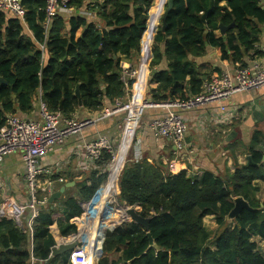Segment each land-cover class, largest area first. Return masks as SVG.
I'll list each match as a JSON object with an SVG mask.
<instances>
[{"label": "trees", "instance_id": "1", "mask_svg": "<svg viewBox=\"0 0 264 264\" xmlns=\"http://www.w3.org/2000/svg\"><path fill=\"white\" fill-rule=\"evenodd\" d=\"M153 2L69 0V9H85L100 23L80 15L66 22L57 15L46 31L45 0H23L26 26L34 38L24 33L20 19L0 12V77L7 82L0 84V129L8 115L30 118L38 97L52 113L60 112L65 118L80 109L100 112L117 101L126 102L121 56L138 58ZM211 7L212 0H174L166 31L155 37L151 67L155 71L163 64L165 69L150 77V82L157 84L149 90L151 101L161 104L202 94L203 77H211L197 70L189 56H203L208 46L218 49L222 61L243 67L251 53L255 58L263 55L255 43L264 24V0H215ZM220 24H235L227 31L226 40L216 34ZM38 43L45 45V52ZM78 86L82 106L76 96ZM248 152L257 165L238 167L225 177L211 171L201 177L188 176L186 171L173 174L160 160L129 158L119 177L117 201L120 206L139 208L143 218L151 219L149 232L159 249H149L147 231L133 221L106 235L96 229L112 227L124 218L110 203L102 206L117 194L120 174L112 165L107 180L113 156L103 151L96 162L98 168L78 183L77 194L45 207L31 233L10 219L0 220V264H32L33 260L35 264H81L76 261L79 253L72 259L75 263L70 261V253L48 263L56 246L51 227L57 222L63 237L76 235L80 217L101 185L80 220L85 239L93 240L83 264H94L104 235L103 257L96 264H264V255L253 240H264V204L254 186L256 180L264 182V152L252 147ZM238 197L254 210H244L229 222ZM56 213L64 219L56 220ZM207 216L216 218L218 229L213 236L204 225Z\"/></svg>", "mask_w": 264, "mask_h": 264}, {"label": "crops", "instance_id": "2", "mask_svg": "<svg viewBox=\"0 0 264 264\" xmlns=\"http://www.w3.org/2000/svg\"><path fill=\"white\" fill-rule=\"evenodd\" d=\"M167 1L165 0V3L160 4L158 0H154L148 9V20L142 35L138 58L132 59L121 56L120 68L122 71L126 68L138 70V76L132 83V99L135 102L151 101L149 90L157 87V84L150 82L153 72L151 62L154 58L155 37L162 29ZM225 4L226 1L221 3V5ZM58 15L63 17L66 22L71 17L80 15L89 22L100 23L95 14L85 9H70L66 12H60ZM24 31L29 37L34 38L27 26H25ZM216 34L218 37H222L219 30ZM255 48L261 51L263 55L255 58L251 53L250 57L245 58V64L252 67L253 63L258 61L264 67L263 25L260 26V33L256 36ZM189 60L203 75L207 74L211 78L225 73H232L236 66L240 65V63L234 64L229 60L222 61L218 49L210 46L206 47L203 56H189ZM164 69L165 65L163 64L158 67L160 71ZM204 78H207V76H204ZM41 101V97H38L35 104L36 111L32 113L30 118L18 115L27 119H37ZM224 106L225 111H222L220 104L213 103L199 109L180 112L187 127L184 138L185 147L182 150H177L168 139L157 138L154 135L150 124L155 119L167 114L164 109L154 108L147 110L139 127L138 123L141 115L135 112H132L134 118L130 120L127 129L125 127L126 114L124 113L99 121L96 125L87 127L78 135L68 138L53 153L42 158L41 164L44 167L53 168L55 172L49 179L53 182L54 191H58L68 182H75V186L67 189L63 198L76 195L78 183L85 180L89 174L98 168L96 163L86 161L85 148L88 143L101 136L107 137L113 147L114 144L118 147H115V149H118V155L112 167L118 173L121 172L122 167L125 166L129 158L133 161H141L147 158L150 161L153 159L162 161L167 165L169 172L173 174L186 171L188 176L201 177L205 171H211L218 176L225 177L233 173L238 167L248 165L247 157L251 155L248 152L250 147L264 152V87L250 92L238 93L229 99ZM107 108L113 107L108 105L100 112L80 109L72 117L78 119L98 118ZM125 137H129L130 144L123 143ZM255 137H257V140L254 141ZM255 165L257 164L255 163ZM25 174V165L20 155H12L5 159L0 165V181L3 183L0 188V204L6 197H12L18 202L29 200ZM87 184L90 183L87 182ZM254 186L258 188L256 196L263 206L264 182L256 180ZM55 219L63 220L64 217L61 213H56ZM207 222H210L211 226H208ZM204 225L212 236L218 229L215 216L205 217ZM231 228H233V225H231ZM51 233L56 245L57 243H72L77 239L75 236L73 238L63 237L60 234L57 222L51 227ZM88 240H91L92 243L90 244ZM253 240L259 245L260 251L264 255V240L260 238H254ZM83 243L87 244L88 247H93L91 238L85 239L84 236ZM90 251L81 252L84 256Z\"/></svg>", "mask_w": 264, "mask_h": 264}, {"label": "built area", "instance_id": "3", "mask_svg": "<svg viewBox=\"0 0 264 264\" xmlns=\"http://www.w3.org/2000/svg\"><path fill=\"white\" fill-rule=\"evenodd\" d=\"M22 2L23 0H0V12L20 19L23 25L26 26V9ZM45 2L47 20L44 29L48 31L51 19L57 16L58 13L66 12L70 9L68 8L69 0H45ZM39 47L45 52L44 44H39ZM137 76L138 70L133 68L123 69L121 79L126 87L127 101L124 103L117 101L113 108H107L98 118H65L60 112L52 113L43 101L40 102L37 119H27L17 114L7 117L4 126L0 129V165L9 156H21L26 170L25 181L29 200L27 202H18L12 197L4 198L0 204V220L3 218L10 219L18 227L23 226V228L20 227L21 229L26 228L30 233L32 232L36 219L41 211L49 205V199L55 192L53 182L49 180L55 172L53 168L42 166L41 159L53 153L68 138L78 135L87 127L94 126L99 121L116 114L124 113L126 114L125 127L127 129L130 120L134 118V116L132 117V111L135 106L138 107L137 111L140 110L141 116L148 108L164 109L167 114L155 119L150 124V128L157 138L168 139L177 150H182L185 147L184 138L187 127L180 114L181 111H191L213 103L220 104L222 111H225L224 104L234 95L264 87V67L258 61H255L252 67L237 65L232 73H225L206 81L204 91L200 95L186 100L177 99L173 102L161 104L154 102V104H151L149 102L140 103L133 101L132 83ZM115 150L110 140L101 136L86 145L85 159L88 162L96 163L101 159L103 151H107L113 156V160L108 166L111 167L117 157ZM2 186L3 183L0 181V188ZM45 190H49L47 195L44 194ZM100 190L101 187L99 188ZM116 195H119V191ZM97 196L98 194H95L88 202L80 220ZM109 206L114 212L117 211L112 205ZM80 220L78 232H81V235L77 233L74 236L77 237L75 240H80L84 244ZM74 236L67 238H73ZM82 248L84 249L83 245ZM72 259L71 261L75 263V259ZM32 264H35L34 260Z\"/></svg>", "mask_w": 264, "mask_h": 264}, {"label": "water", "instance_id": "4", "mask_svg": "<svg viewBox=\"0 0 264 264\" xmlns=\"http://www.w3.org/2000/svg\"><path fill=\"white\" fill-rule=\"evenodd\" d=\"M214 2H215V0H212L211 9L214 6ZM173 6H174V0H168L167 1V8L164 12V17H163V23H162V29H161L162 32L166 31V28H167L166 18L168 16L169 12L172 10ZM203 18H205V16ZM234 26H235V24H232L230 26H225L223 24L219 25V32H220V34L224 40H226L227 31L230 30L231 28H233ZM263 27H264V24H263ZM157 72H159V71L158 70L153 71L152 75L156 74ZM204 81H207V78H204ZM0 84L1 85H7V82L3 78L0 77ZM76 96L79 99L80 106H82L79 86L76 88ZM149 103L154 104L153 101H149ZM60 109L62 111L63 106H61ZM247 162H248V165H255L251 155H249L247 157ZM110 169H111V167L107 168V171L109 173H110ZM123 169H124V167H122V170L118 176V186H119V177H120ZM74 186H75V182H68L65 185H63L58 191H55L53 193V195L49 199V204L53 205L56 201H59L60 199H62L66 190L69 188H73ZM98 191H99V189H98ZM98 191L96 192V194H98ZM123 207H124V209H122L121 211L117 210L116 213L121 212L122 216L124 218L117 220L113 224L114 225L113 227H104V228H102L101 231L106 234L108 231H111V230L121 226L123 223H128V222L133 221L136 224L143 227L145 229V231H147V237L149 238V249H152V248L159 249V247L156 245V243L154 241V238L152 237V235L149 232L151 219L143 218L139 214V208H137V207H130L128 205H124ZM244 210L252 211L254 209L251 208L249 203L244 198H242V197L235 198V207L233 208V210L228 215V218H227L228 221L231 222V221L235 220L237 218V216L241 212H243ZM20 227L23 228V226H20ZM111 228H113V229H111ZM78 234L81 235V232L80 233L78 232ZM80 243H81L80 240H75L72 243H57V245L54 248H52L51 257L48 260V263H51L55 257L65 255V254L73 252V251H79L80 250V247H79Z\"/></svg>", "mask_w": 264, "mask_h": 264}, {"label": "rangeland", "instance_id": "5", "mask_svg": "<svg viewBox=\"0 0 264 264\" xmlns=\"http://www.w3.org/2000/svg\"><path fill=\"white\" fill-rule=\"evenodd\" d=\"M159 15H161V14H159ZM149 109H154V108H148V109H146L145 110V112H144V114L141 116V120H142V118L145 116V114H146V112H147V110H149ZM141 120H140V122H139V124H138V127H139V125L141 124ZM127 142V144H130V141H129V137H125V139H124V142L123 143H126ZM115 147H117L115 144H114V148ZM118 148V147H117ZM116 148V152L118 153V149ZM117 153H116V156H117ZM113 165V164H112ZM108 172V171H107ZM108 178H109V172H108V174H107V180H108ZM106 180V181H107ZM117 184H118V182H117ZM100 187H102V185L100 186ZM47 189H48V187H47ZM118 191H119V186H118ZM48 192H49V190H45V195H47L48 194ZM117 196L118 195H116V196H114V197H112V198H110L109 200H107L104 204H102V206L103 205H106V204H108V203H110V205H112L113 206V208L114 209H117V210H119V211H121L122 209H124V207L123 206H120L119 204H118V201H117ZM120 216H122V214L120 215ZM114 217H116V215H114ZM208 223V224H207ZM206 224L208 225V226H211L210 224V222H207ZM111 226V225H110ZM112 226H114V225H112ZM214 234H216V233H214ZM83 239H84V236H83ZM88 242L91 244L92 243V241L91 240H88ZM82 245L84 246V249L82 248ZM102 245H103V243H102ZM102 245H101V250H100V254H99V257L98 258H96V260H95V262H94V264H96L97 262H98V260L99 259H101L102 257H103V253H102ZM80 247H81V251H83L84 253H86L87 251H90V249H91V247L92 246H90V247H88L87 246V244H82V242H81V244L79 245ZM83 252L82 253H79V257L77 258V262H81V264H83V262H84V260H82V257H81V255L83 254ZM77 252L76 251H73V252H70V254H69V258H70V261H71V259L73 258V256H74V254H76ZM83 258H84V256H83ZM75 261V262H76Z\"/></svg>", "mask_w": 264, "mask_h": 264}, {"label": "bare ground", "instance_id": "6", "mask_svg": "<svg viewBox=\"0 0 264 264\" xmlns=\"http://www.w3.org/2000/svg\"><path fill=\"white\" fill-rule=\"evenodd\" d=\"M140 103H141V102H140ZM140 103H138V104H140ZM139 106H141V105H139ZM137 109H138V107L135 106L132 112H135L136 114L141 115V114H140V110L137 111ZM117 193H118V191H117ZM106 221L109 222L107 219H106ZM80 223H81V222H80ZM96 229H101V230H102V228H98V227H97ZM97 231H98V230H96L95 232H97ZM95 232H94V233H95ZM77 252L82 253L80 250L77 251ZM81 257H82V260H84L83 255H81Z\"/></svg>", "mask_w": 264, "mask_h": 264}]
</instances>
